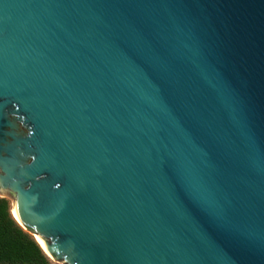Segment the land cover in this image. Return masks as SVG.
Wrapping results in <instances>:
<instances>
[{
	"label": "water",
	"instance_id": "obj_1",
	"mask_svg": "<svg viewBox=\"0 0 264 264\" xmlns=\"http://www.w3.org/2000/svg\"><path fill=\"white\" fill-rule=\"evenodd\" d=\"M6 196L54 264H264V0H0Z\"/></svg>",
	"mask_w": 264,
	"mask_h": 264
},
{
	"label": "trees",
	"instance_id": "obj_2",
	"mask_svg": "<svg viewBox=\"0 0 264 264\" xmlns=\"http://www.w3.org/2000/svg\"><path fill=\"white\" fill-rule=\"evenodd\" d=\"M0 264H50L39 243L12 216L5 197H0Z\"/></svg>",
	"mask_w": 264,
	"mask_h": 264
},
{
	"label": "rangeland",
	"instance_id": "obj_3",
	"mask_svg": "<svg viewBox=\"0 0 264 264\" xmlns=\"http://www.w3.org/2000/svg\"><path fill=\"white\" fill-rule=\"evenodd\" d=\"M5 198H7L8 200H9V202H10V205H11V202H12V198L11 197H5ZM12 206V205H11ZM49 261H50V264H54L50 259H49Z\"/></svg>",
	"mask_w": 264,
	"mask_h": 264
},
{
	"label": "bare ground",
	"instance_id": "obj_4",
	"mask_svg": "<svg viewBox=\"0 0 264 264\" xmlns=\"http://www.w3.org/2000/svg\"><path fill=\"white\" fill-rule=\"evenodd\" d=\"M39 241V240H38ZM40 242V244H43L41 241H39Z\"/></svg>",
	"mask_w": 264,
	"mask_h": 264
}]
</instances>
